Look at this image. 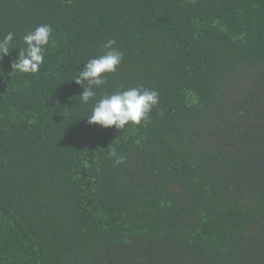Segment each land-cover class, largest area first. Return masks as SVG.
Instances as JSON below:
<instances>
[{"label":"trees","instance_id":"trees-1","mask_svg":"<svg viewBox=\"0 0 264 264\" xmlns=\"http://www.w3.org/2000/svg\"><path fill=\"white\" fill-rule=\"evenodd\" d=\"M42 23L40 73L0 60V264H264V0H0L18 47ZM109 39L107 90L160 94L141 126L79 104Z\"/></svg>","mask_w":264,"mask_h":264},{"label":"clouds","instance_id":"clouds-1","mask_svg":"<svg viewBox=\"0 0 264 264\" xmlns=\"http://www.w3.org/2000/svg\"><path fill=\"white\" fill-rule=\"evenodd\" d=\"M53 27L42 23L31 30L25 31L20 40L23 47H18L14 41L16 33L8 31L0 37V60L19 49L18 55L11 63L14 75H36L42 71L46 54L50 47L55 46ZM116 40L109 39L99 55L88 58L79 68L78 74L72 79L82 86L79 104L86 108L89 125H99L103 128L115 127L123 130L126 126H141L147 123L152 109L159 104L160 94L157 90L143 85L125 88L117 86L108 91V75L115 74L124 59L123 52L115 47ZM65 117L67 113H63ZM116 157V163H123V157L116 152H110Z\"/></svg>","mask_w":264,"mask_h":264}]
</instances>
